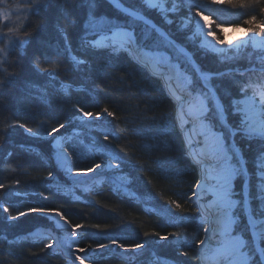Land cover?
<instances>
[{
    "label": "trees",
    "instance_id": "obj_1",
    "mask_svg": "<svg viewBox=\"0 0 264 264\" xmlns=\"http://www.w3.org/2000/svg\"><path fill=\"white\" fill-rule=\"evenodd\" d=\"M30 2H0V13L7 12L9 16L8 27H17L21 34L23 31L32 33L26 49L17 48L11 56L0 58V79L13 71L18 73L15 82L0 92V183L6 186L0 189V204L8 206L13 216L27 213L31 207L61 212L73 228L82 225L75 229L80 233L83 249H98V244L118 247L111 252L90 255L86 264H200L198 246L194 244L203 231L198 212L188 199L197 173L185 156L177 124L173 126L175 104L160 80L155 76L146 77L141 67L130 63L127 53L115 60L106 53H85L80 44L87 29L86 0H72L69 6V19L75 21L74 26H69V21L64 18L63 0H49V7L44 9H28L26 5ZM123 2L128 6L134 0ZM95 13L97 20L119 19L107 0H99ZM173 15L177 16L176 28L169 25L167 30L176 35L179 13L170 17ZM205 16L211 20L215 35L223 40L227 29L245 30L243 21L239 27L228 23L213 28L219 23L217 17L209 16L207 12ZM153 19L158 21L160 18L154 16ZM4 24L0 19V29L6 31ZM60 27H69L72 51L61 52L50 65L43 62L44 54L62 49ZM256 35L261 33L258 31ZM172 55L180 57L179 52ZM229 55L231 59L221 61L216 54L197 52L195 60L208 73H225V78L214 80L209 86L215 84L219 95L231 92L232 99L239 100L243 94H235L233 82L241 78L240 73H245L244 79H251L255 87L264 84V51L245 47ZM72 56L88 61L87 67L76 64ZM34 57L40 58L41 67L57 68L60 80L70 88L66 91L60 80L37 72L32 67ZM98 72L104 73L102 79L97 78ZM93 80L98 88H93ZM223 103L227 104L228 100L224 99ZM78 107L99 112V120L91 122L82 116L74 119L79 115ZM105 107L114 115L107 116L103 112ZM146 117L155 118L157 126L163 125L170 135L142 134ZM227 120L230 124L238 123L235 111L228 112ZM20 124L39 135H30L19 127ZM60 124L66 126L54 136L62 140L69 157V171L57 164L53 150L55 140L46 132L52 127L59 128ZM224 132L227 137L225 129ZM105 135L108 140L104 139ZM239 135L242 134L237 136L238 147L242 150L248 178L238 182L237 193L241 194L246 185L249 187L253 212L260 205L259 199H253L258 195L254 179L264 155L260 153L261 139L254 136L239 139ZM170 159L178 162L171 166L178 171L157 167L158 163L167 164ZM117 163L120 167L116 168L115 174L126 180L127 185L103 181L99 185L86 182L80 186L66 177L69 172L78 173L95 164ZM177 204L181 207L177 208ZM7 215L9 213L0 210V264H67L59 253L47 247L48 237L35 235L36 230L42 228L57 232L46 217L28 214L9 221L5 219ZM181 216L185 219H176ZM238 224L243 231H236L237 234L251 238L249 229L245 230L247 223L242 210ZM157 232L168 236V240H160L154 234ZM113 239L118 243L112 244ZM177 241H184V246ZM137 243L145 247L140 252H133L132 246ZM119 244L128 251L119 250Z\"/></svg>",
    "mask_w": 264,
    "mask_h": 264
},
{
    "label": "snow or ice",
    "instance_id": "obj_2",
    "mask_svg": "<svg viewBox=\"0 0 264 264\" xmlns=\"http://www.w3.org/2000/svg\"><path fill=\"white\" fill-rule=\"evenodd\" d=\"M71 2L72 0H63L62 11L64 18L69 21V26H74L75 21L69 19ZM86 3L88 5L87 29L80 44L85 53H106L113 60L121 54L127 53L131 58L130 63L134 67H141L146 77L153 78L154 73L157 72L161 75L169 73V85L173 79L171 73H175L178 81L181 77L183 78L179 94L176 89H171V96L174 97L177 113L173 117V126L179 122L180 134L183 136L187 132V139H182L185 156L193 169L200 172V178L193 182L190 188L191 196H188L189 200L195 198L193 202L197 203V211L201 213L199 220L203 238L198 235L194 246H203L202 252H210L213 260H221L223 264H264V219H260L264 217V208L253 210L257 219H253L252 216L248 218L245 230L249 225L251 226L253 231L251 238L233 234L234 231H243L238 224L239 215L237 212L246 210L248 206V197L243 196L242 193L239 194L240 198H234L238 194L233 189V181L238 177L243 181L247 175L246 168L240 163L239 157L242 150L238 147L237 136L242 134L239 135V139H247L254 135L264 138V124L255 125L250 122L251 114L264 108V84H261L262 90L259 91V106H257L255 98L258 90L251 79H244L245 73H240L241 78L233 82L235 94H243L244 99H232L231 92L223 96L219 95L217 86L213 84L212 87H209V83L225 78L226 74L223 72L208 73L195 60L196 53L200 52L216 54L221 61H226L232 58L229 53L234 47L236 51H239L249 43L255 46L264 45V0H134V3L128 6H125L123 0H111L113 11H116L118 15V21L97 20L95 9L99 0H86ZM26 7L28 9H44L49 7V0H31ZM182 9H186V11ZM205 12L209 16L217 17L219 23L213 28L228 23L239 27L243 21L247 39L240 41L238 46L226 45L222 38L215 35L213 29L205 30L204 22L208 19ZM168 13H179V29L176 35L167 29L169 25L176 28L177 16L173 15L168 18ZM154 16H159L160 19L157 21L153 19ZM225 16L228 19H222ZM0 19L5 22L4 28H6V31L0 29V45H3L0 46V58L11 56L17 48L26 49L31 42L32 33L23 31L21 34L17 27H8L7 12L0 13ZM258 31L261 35L255 39ZM60 32L62 49L45 53L43 62L51 65L54 58H58L61 52L71 53L72 33L69 27H60ZM249 33L252 35L249 36ZM175 52H179L180 57L172 55ZM72 60L76 64L87 67L88 61L84 59L78 60L76 56H72ZM5 62L7 61L5 60ZM32 67L37 72L48 74L53 80H60V72L57 68L41 67L39 57L33 58ZM149 68L153 69L152 73L148 72ZM103 75L104 73L98 72L97 78L102 79ZM17 76L18 73L13 71L8 73L6 78L0 79V92L5 87L12 85ZM60 83L66 91L70 88V85L64 80H60ZM98 87L99 85L93 80V88ZM249 90L253 93L251 96L248 95ZM142 94L146 95L147 93L142 92ZM224 99L228 100L227 104L223 103ZM230 110L244 114L238 123L230 124L228 122L227 114ZM76 111L79 115L74 116V119H80L82 116L91 122L99 120L101 115L99 112L85 111L82 107H78ZM103 112L109 117L114 115L107 107L103 109ZM146 121L142 134L149 132L156 137L170 135L164 130L163 125L157 126L155 118L148 119L146 117ZM68 123L71 124L72 121H68ZM65 126V124H60L59 128L52 127L50 131L46 130L47 135L53 137L56 144H60L61 141L57 140L54 134ZM197 126L203 130L197 132ZM19 127L24 128L32 136L39 135L32 128H26L24 124H20ZM224 129H227V137ZM193 134L197 139L193 138ZM198 137L204 138L205 148L209 147V140H211L209 151H195L201 143ZM104 139L108 140L109 137L105 135ZM229 139L232 140V143H227ZM261 145L260 153L264 155V139L261 140ZM189 152L192 155H189ZM233 160H235L234 163ZM175 163L178 162L170 159L167 164L158 163L157 167L164 171H178L171 167ZM106 166L119 168L120 164ZM100 167L101 164H95L94 167L81 169L77 174L87 175ZM260 174L261 179L257 185L259 194L253 196V199L264 201V161L261 162ZM48 175L51 177L52 173L49 172ZM210 181H215V183H210ZM16 183L19 184V181ZM5 187L3 183H0V189ZM209 193L213 199L207 204L200 203ZM15 195H19V193H15ZM44 198L47 199V197ZM176 207L180 208L181 206L177 204ZM0 210L9 213L5 217L9 221H15L28 214L51 215L54 213L61 220H65V223H68L61 212L47 207H31L27 213L20 212L16 216L10 214L9 207L5 204H0ZM209 210H212L211 217L208 214ZM176 219L184 220L185 217L181 216ZM188 219L195 220L197 218L188 217ZM257 224L261 225L259 231L256 230ZM81 227L82 225H75L71 235L76 236L75 228ZM95 227H99V225ZM154 234L162 241L168 240V236H162L158 232ZM147 235L148 233H145V236ZM111 242L112 244L118 243L115 239ZM177 243L182 247L185 242L177 241ZM97 246L99 248L108 247L106 244ZM47 247H51V245H47ZM119 247L124 248V245L119 244ZM132 247L133 249H142L145 245L137 243ZM79 251L84 252L85 249L80 248ZM181 254L186 255V253ZM76 259L79 260V264H85V260L80 256H77Z\"/></svg>",
    "mask_w": 264,
    "mask_h": 264
},
{
    "label": "rangeland",
    "instance_id": "obj_3",
    "mask_svg": "<svg viewBox=\"0 0 264 264\" xmlns=\"http://www.w3.org/2000/svg\"><path fill=\"white\" fill-rule=\"evenodd\" d=\"M173 13H168V18H171L170 15H172ZM204 26H205V30L208 29H212L211 26V20L208 18L205 22H204ZM226 35L224 37V41L226 43V45H234V46H238L239 42L242 40H246V34H245V30L239 29V30H230L227 29L225 31ZM249 36H251V34H248ZM260 36L256 35V37H254L255 39H258ZM246 47H252L254 50L257 51H264V45L262 46H255L251 43H249ZM245 47L241 48L239 51H242ZM236 51V48L234 47L232 49V52H239ZM262 61H264V57L262 59ZM175 63V62H174ZM252 70H257V68H251ZM148 71L150 73H152V71L150 69H148ZM154 76L156 78H158L160 80L161 85L163 86L165 92L167 93V95L170 97V99L174 102V97L171 96V89H176L177 94H179V90L176 88L175 85H172V87H169L168 83L165 82L167 81V78L169 76V73H164L163 75L158 74L156 75L154 73ZM167 83V84H166ZM210 84V83H209ZM168 85V86H167ZM210 87V86H209ZM170 88V89H169ZM256 89L258 90L256 93V102H257V106L260 105V95H259V91L262 90L261 89V85L257 86ZM253 93L252 91H250V93H248L249 96H251ZM244 95L240 98V99H244ZM241 107H243L241 105ZM176 108H175V116H176ZM236 116H237V120L239 121L242 117H243V113H238L235 112ZM252 119H251V123H254L255 125H261L264 124V108H261L260 111L258 112H254L251 114ZM178 130L180 132V125L179 122L176 123ZM227 131V129H225ZM196 131H202L201 128L199 126H197ZM187 132H185L182 136L183 140L187 139ZM193 138L197 139V137H195V135L193 134ZM254 137H257L259 139H264L260 136H256L254 135ZM198 139L201 141V143L199 144V146L196 147L195 151L196 152H200L203 148H204V138L203 137H198ZM60 140L61 143L60 144H56L55 142L53 143V150L56 152L55 153V157H56V162L59 166H61L64 170L69 171V157L67 152L65 151V149L63 148L62 145V140L61 139H57ZM227 143H232L230 140H227ZM184 152H185V146H184ZM59 154V155H58ZM189 155H192L191 152H189ZM240 163L242 166L245 167V162L242 158V154L240 153ZM264 161V156L260 159L259 164H258V169H257V177L254 179L255 185H256V190H257V194H259L257 185L260 182L261 179V174H260V166H261V162ZM106 165H110V164H106ZM106 165H102L99 169H96L94 172L88 173L87 175H78L77 173H68L67 174V179L74 184H81L80 186H82V184H85L86 182L89 183V185H99L100 183H102L103 181H109L110 183H118L121 185H125V183H127L126 180H124L123 178L117 176L115 174V167H107ZM114 165V164H111ZM246 168V167H245ZM197 173V180L200 178V175L198 174V170H195ZM248 178V174L245 176L244 180ZM240 182L241 179L238 177L237 179L234 180V185L237 186V182ZM194 190V189H193ZM234 191L236 192V190L234 189ZM245 192V194H244ZM237 193V192H236ZM242 194L245 197H248V206L246 210H242L243 211V215L245 216V220L246 223L248 222V218L249 216H252L253 219H257L255 218L256 215L253 214L252 212V206L249 203V188L248 187H244L242 189ZM235 198H239V196L237 195ZM195 198H193L194 200ZM192 200V204L194 206V209L197 211V203H194ZM260 205L259 208H264V201H259ZM200 203L203 204H207L208 201H204L202 200ZM259 204V203H258ZM237 214L239 215V211L237 212ZM41 216L46 217V219L52 224L54 225L55 230H57V232H52V230L47 229V228H42L39 230H36L35 235L36 236H42V237H48L49 239V245H51V249H53L55 252L59 253L63 259L65 260V262L67 264H79V260L76 259L77 256H80L81 258H83L85 260V264L87 263V258L90 255L93 254H97V253H104L105 251L107 252H111L114 250H117L118 247L116 246H108L106 248H98V249H94V250H86L84 252H80L79 249L81 248L80 246V233L77 232V230L75 229L77 235L76 236H72L71 232L74 229L70 223H65V220H61L60 217L56 216L54 213L51 215H42L39 214ZM198 215L200 216L201 213L198 212ZM261 219V218H260ZM249 229V233L251 235V237L253 236V231L251 226H248ZM59 232V233H58ZM234 235H236V231H234ZM201 238H203V232L201 235ZM119 250L121 251H128L126 249L120 248ZM141 249H134L133 252H140ZM198 256H199V261L200 264H217L218 262L216 260H213L211 258V253L210 252H202L200 249V246H198ZM212 260V261H211Z\"/></svg>",
    "mask_w": 264,
    "mask_h": 264
},
{
    "label": "bare ground",
    "instance_id": "obj_4",
    "mask_svg": "<svg viewBox=\"0 0 264 264\" xmlns=\"http://www.w3.org/2000/svg\"><path fill=\"white\" fill-rule=\"evenodd\" d=\"M111 1V0H110ZM152 72H153V69L152 68H149ZM156 75H158V74H160V73H155ZM171 75H172V77H173V79H172V83H171V85H169V83H168V78H167V81H165V82H167L168 83V85H169V87H172V85H175L176 86V88L179 90L180 89V86L182 85V83H183V78L181 77V79L178 81L177 79H176V76H175V73L173 72V73H171ZM166 83V84H167ZM167 85V86H168ZM170 89V88H169ZM201 130H203V129H201ZM210 147H211V140H209V147L208 148H205V146H204V148L202 149L203 151H205V152H207V151H209L210 150ZM206 158V157H205ZM235 162V160H233V163ZM198 174L200 175V172H198ZM210 183H215V181H210ZM236 187L237 186H235L234 185V181H233V189H236ZM235 198V197H234ZM213 199V197H212V195H211V193H209L207 196H205L204 197V201H211ZM235 211V210H234ZM209 216H211L212 215V210H209ZM255 218H257V216H255ZM260 227H261V225L260 224H257V226H256V230L257 231H259V229H260ZM203 248V246H200V249H202ZM212 261V260H211ZM217 261V260H216Z\"/></svg>",
    "mask_w": 264,
    "mask_h": 264
},
{
    "label": "water",
    "instance_id": "obj_5",
    "mask_svg": "<svg viewBox=\"0 0 264 264\" xmlns=\"http://www.w3.org/2000/svg\"><path fill=\"white\" fill-rule=\"evenodd\" d=\"M110 3H111V1L110 0H108Z\"/></svg>",
    "mask_w": 264,
    "mask_h": 264
}]
</instances>
